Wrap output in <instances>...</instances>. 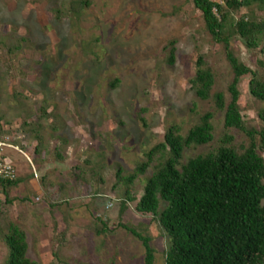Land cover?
Segmentation results:
<instances>
[{"label": "rangeland", "instance_id": "rangeland-1", "mask_svg": "<svg viewBox=\"0 0 264 264\" xmlns=\"http://www.w3.org/2000/svg\"><path fill=\"white\" fill-rule=\"evenodd\" d=\"M22 2L5 0L12 14L0 16V118L11 130L7 141L20 147L7 154L22 180L7 194L0 189V231L21 225L28 257L41 264H145L138 238L124 229L98 235L96 218L114 227L127 192L139 200L152 175L149 169L127 187L120 170L124 177L133 174L165 142L170 127L187 134L211 110L191 86L200 55L215 70V91L230 98L234 76L223 50L207 35L192 0ZM251 12L264 17L254 7L234 18ZM172 41L176 53L170 65ZM231 42L239 59L256 69L263 57H253L241 39ZM249 82L239 85L241 110L247 126L261 131L264 104L251 95ZM214 126V141L186 149L184 161L220 145L224 113L216 114ZM232 134L236 145L248 143L244 133ZM56 149L65 161L56 158ZM53 203L60 207L53 209ZM123 220L151 238L155 264H165L170 244L158 224L127 211ZM7 258L0 232V264Z\"/></svg>", "mask_w": 264, "mask_h": 264}, {"label": "trees", "instance_id": "trees-1", "mask_svg": "<svg viewBox=\"0 0 264 264\" xmlns=\"http://www.w3.org/2000/svg\"><path fill=\"white\" fill-rule=\"evenodd\" d=\"M192 1L202 13L207 35L214 45L222 48L233 72V81L228 87L230 98L222 91H215V70L206 56L200 55L191 86L199 100L210 102L211 110L187 134L177 126L170 127L165 142L148 152L146 162L139 163L133 174L124 177L120 170L119 177L127 187L149 169L152 175L146 179L145 191L139 200L127 192L121 218L114 227L110 226V220L96 218L95 231L98 235L117 229L128 231L143 243L145 264H155L156 251L151 238L124 222L127 211L138 220L158 224L170 244L165 264H264V128L258 131L247 126L239 88L241 81L249 78L251 95L264 104V17L256 18L251 12L234 18L243 9L252 11L257 7L264 12V0ZM235 38L244 42L253 57H263L255 65L256 69L236 55L231 44ZM175 53L176 42L172 41L170 65L175 62ZM41 113L47 115V109L42 108ZM217 113H224V136L220 145L184 161L186 149L214 141ZM259 118L264 125V108ZM7 126L0 118V140L11 134ZM233 131L244 133L248 143L236 145ZM60 154L56 149V158L65 161ZM20 183L19 177L14 181L0 180V189L7 194L9 188ZM131 202H137L134 209L130 207ZM59 207V203L52 204L53 209ZM1 216L0 208V221ZM0 232L8 248L5 264H41L28 257V236L21 225L11 223L6 232ZM65 237V233L59 237L56 259Z\"/></svg>", "mask_w": 264, "mask_h": 264}, {"label": "built area", "instance_id": "built-area-1", "mask_svg": "<svg viewBox=\"0 0 264 264\" xmlns=\"http://www.w3.org/2000/svg\"><path fill=\"white\" fill-rule=\"evenodd\" d=\"M8 138L0 140V180L14 181L18 177V171L7 154V149L18 150L7 141Z\"/></svg>", "mask_w": 264, "mask_h": 264}, {"label": "crops", "instance_id": "crops-1", "mask_svg": "<svg viewBox=\"0 0 264 264\" xmlns=\"http://www.w3.org/2000/svg\"><path fill=\"white\" fill-rule=\"evenodd\" d=\"M19 1V5L23 4L22 0H18ZM26 7L27 3L25 4ZM10 8L8 7V5L5 3V0H0V16H4L6 14L11 15L12 13H10ZM6 13V14H5ZM19 147V146H18ZM20 148V147H19ZM23 151L20 149V152ZM10 157V156H9Z\"/></svg>", "mask_w": 264, "mask_h": 264}, {"label": "clouds", "instance_id": "clouds-1", "mask_svg": "<svg viewBox=\"0 0 264 264\" xmlns=\"http://www.w3.org/2000/svg\"><path fill=\"white\" fill-rule=\"evenodd\" d=\"M14 146V145H13ZM16 147V146H15Z\"/></svg>", "mask_w": 264, "mask_h": 264}]
</instances>
